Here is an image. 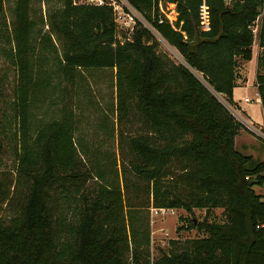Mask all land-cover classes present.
<instances>
[{
    "label": "trees",
    "instance_id": "1",
    "mask_svg": "<svg viewBox=\"0 0 264 264\" xmlns=\"http://www.w3.org/2000/svg\"><path fill=\"white\" fill-rule=\"evenodd\" d=\"M51 1L58 6L51 8ZM79 1L46 0L44 16L33 0H13L8 22L0 0V53L18 73L14 153L17 188L24 191L19 213L0 219V264H264V226L257 227L264 224V203L254 189H264V159L236 148L241 124L215 95L234 102L238 58L252 57L250 25L263 0H207V28L200 0H162V8L175 4L172 21L158 0H126L183 63L159 52L141 22L120 38L115 0ZM258 46L255 84L264 110V11ZM97 69H115L116 101L96 130L114 135L108 111L116 114L127 158L120 167L115 154L102 156L80 131L76 136L80 120L59 88L61 80L88 84L80 71ZM54 89L59 115L36 122L32 109L40 108L33 102ZM130 115L141 127L128 137L121 127ZM91 179L97 184L88 188ZM10 186L0 179V206ZM150 207H221L226 219L205 217L196 225L202 237L179 245L170 239L154 256Z\"/></svg>",
    "mask_w": 264,
    "mask_h": 264
},
{
    "label": "rangeland",
    "instance_id": "2",
    "mask_svg": "<svg viewBox=\"0 0 264 264\" xmlns=\"http://www.w3.org/2000/svg\"><path fill=\"white\" fill-rule=\"evenodd\" d=\"M113 4V9L116 12L115 14L117 18L116 22L118 23V29L121 30L119 36L122 38V32L125 31L124 34L128 35V31L126 30L129 29H126V26L124 25L126 18H124L123 15H118L117 9H115V6L122 5L121 2H119V0H115ZM12 5L13 0H5V16L8 22L11 20ZM32 5L37 12H40L44 16L48 11V4L46 0H33ZM49 6L51 8L56 7L58 6V3L51 1ZM163 8L165 12L170 15V18H174L172 5L166 4V7ZM45 30H47V25L43 26L42 33ZM52 38L57 45V48L60 50L61 45L59 41L55 39V36H52ZM257 45L258 34L254 38L252 45L253 60L251 62H243V59L238 58V67L236 69L237 72L242 70L244 78L246 77L249 79V82H251L250 86L246 88V95L251 98V101L245 102L242 99L238 100V104H236L246 118H249L256 123L263 124V108L256 98L257 86L253 81L256 71L255 60L257 54ZM158 51L169 56L171 60L175 62L182 61L178 51L174 47L169 46L167 43H160ZM259 52L260 47L258 53ZM50 63L51 61H49V64ZM243 63L244 65L242 66ZM45 67L47 66L45 65ZM80 73L83 76H86L88 84H86V82H82L83 85L80 87L78 81L74 86L70 85L69 82L65 80H61L59 83V88L64 87L67 90V93L70 96V99L67 101L68 105L73 106V109L77 114V118L80 120L78 123L76 136L80 131L83 134V142L89 144L92 150H96L97 152L100 151L102 156H113V154H115L117 167H120V165L122 166V161L126 162L127 158L124 155V148L122 154V149L119 147L117 129H120V124H116V114L108 111L110 124H112L114 128V135L109 136L102 130H96L101 116L103 115L102 113L106 110H109L111 105H113L116 101L114 78L115 69H97L89 72L80 71ZM51 76L52 82L55 83L58 78L52 73ZM17 79L18 73L16 68L0 53V138L2 141V148L0 149V179H2L6 184L11 185L10 194L7 201L0 206V219L3 222H9L12 217L16 216L21 209V205L23 204L24 191L20 192V189L17 188L16 184L17 155L14 153L19 129L16 111L14 110L13 106V100L15 99L14 89L17 84ZM86 85L89 86V90ZM57 89H54L49 97H44L45 99H42V94L37 95V99L33 102V107L38 106L40 109H32L34 111V119L36 118V122L39 119L46 120L49 117H57L59 115L58 106H60L61 103L57 99ZM84 90H86L85 93ZM88 94H91V98L93 100L92 105L87 103ZM111 121H113V123ZM124 122L125 125L123 124L121 129L126 130L128 137L136 133L141 127V121L135 119L132 115H130L129 119H125ZM243 130L244 129H241L240 131ZM245 131L248 132L247 130ZM248 137V142L250 140L254 141L253 138L250 136ZM252 137L257 138L253 135ZM257 142L259 143L260 141ZM263 147L264 146H262V148ZM237 149L243 152L241 148L237 147ZM96 184L94 179H91L87 182L86 186L91 188ZM254 189L260 194L264 191L263 188L257 185L254 186ZM150 217L152 251L154 256L159 253V248H164L165 250L169 248L170 239H177V245H179L187 238L202 237L204 234L197 230L196 225L205 217L210 221L217 222H221L226 219L225 212L221 207L210 208L208 210L205 208H194L191 212H187L183 208H173L172 212L168 210L165 214L151 215L150 213ZM192 223L194 225L193 228L190 227Z\"/></svg>",
    "mask_w": 264,
    "mask_h": 264
},
{
    "label": "built area",
    "instance_id": "3",
    "mask_svg": "<svg viewBox=\"0 0 264 264\" xmlns=\"http://www.w3.org/2000/svg\"><path fill=\"white\" fill-rule=\"evenodd\" d=\"M200 1H201V3H200L199 6H200L201 24H202L203 28H207L208 27V13H207V5H206V1L207 0H200ZM222 1L224 2L225 5H231L235 0H222ZM79 2L92 3V4H101V3H104V0H80ZM119 2H121L122 5L121 6H115V9H117L118 15H123L124 18H126V20L124 21V25L126 26V29H129V30H126V31L130 32L133 29V26H135V24L137 22H141L144 26H146L150 30L151 33H153V35L156 37V39L159 42V44L160 43L162 44L164 42V43H167L169 46H171L165 39L162 38V36L158 33V31L154 27H152L146 20H144L142 15L133 6H131L126 0H120ZM158 4H159V7L161 8V10L163 12H165V10L162 8L163 1L162 0H158ZM113 6H114V4H113ZM263 11H264V0H263L262 4L259 6V8H258V14L256 15L255 19L252 21V23L250 25V29L253 32L254 38L257 36V34L259 32V29H260V26H261V20H262ZM114 12H115V10H114ZM166 16L169 18L168 14H166ZM169 20L172 21L170 18H169ZM116 21H117V18H116V14H115V22ZM117 25H118V23H117ZM179 55H180V53H179ZM180 57L182 59L181 55H180ZM181 62L183 63V59H182ZM194 73L199 78H201V75L199 73H197V72H194ZM256 94H257L256 98H259L258 92ZM215 95L217 96L219 101L235 117V119L241 124V129L247 130L250 134H252L253 136L257 137L258 139H260L264 143V123L263 124L256 123V122L252 121L251 119L246 118L242 114V112L240 111V109L237 106V104L234 103V102H230L225 97L224 94L216 93ZM243 100L245 102H249V101H251V98L246 96V97L243 98ZM261 200L264 203V191H263V193L261 195ZM168 210H170V212H172L173 208H169V207H150L151 215L165 214ZM259 226L263 227L264 224H261V225L258 224L257 227H259ZM151 250H152V241H151Z\"/></svg>",
    "mask_w": 264,
    "mask_h": 264
},
{
    "label": "crops",
    "instance_id": "4",
    "mask_svg": "<svg viewBox=\"0 0 264 264\" xmlns=\"http://www.w3.org/2000/svg\"><path fill=\"white\" fill-rule=\"evenodd\" d=\"M168 5H172L173 6V11H174V16L173 17L174 18H170V15H169V18L171 20H174L176 18V15H177V12L175 11V4L174 3H168ZM258 51H259V47L257 45L255 69H256V65H257ZM252 60H253V51H252L251 59L247 60L246 62H251ZM243 62H245V61H243ZM243 65H244V63L242 64V66ZM237 73H238V77L236 79V86L233 88V91H232V100L235 103L238 104V100H242L244 97L247 96L246 95V88L250 86L251 82H249V79H247L246 77L244 78V76L242 74V70H239ZM255 75H256V71H255L254 78H253L254 83H255ZM257 99H258V102L261 104L260 97L257 98ZM263 114H264V110H263ZM248 136L253 138L254 141L250 140L248 142L247 141L249 139ZM255 139H256V141H255ZM257 141H260L259 142L260 144ZM235 146H236V148L237 147L241 148V150L243 152H246L248 155H252L255 158H260L261 160L264 159V147L262 148V146H264L263 141H261L260 139L252 137V135L250 133L246 132L245 130L239 131V134L236 135V137H235ZM246 153H244V154H246ZM261 155H262V157H261Z\"/></svg>",
    "mask_w": 264,
    "mask_h": 264
},
{
    "label": "water",
    "instance_id": "5",
    "mask_svg": "<svg viewBox=\"0 0 264 264\" xmlns=\"http://www.w3.org/2000/svg\"><path fill=\"white\" fill-rule=\"evenodd\" d=\"M253 180H250V182H252Z\"/></svg>",
    "mask_w": 264,
    "mask_h": 264
}]
</instances>
